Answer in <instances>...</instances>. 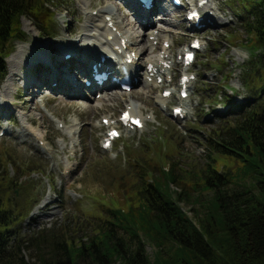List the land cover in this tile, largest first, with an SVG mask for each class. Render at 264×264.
<instances>
[{
  "label": "rangeland",
  "instance_id": "rangeland-1",
  "mask_svg": "<svg viewBox=\"0 0 264 264\" xmlns=\"http://www.w3.org/2000/svg\"><path fill=\"white\" fill-rule=\"evenodd\" d=\"M55 1L56 5L47 15L57 25V36L41 35L37 21L43 23L44 17L40 14L36 19L22 17L25 41H18L12 55L4 60L6 74L0 84V102L5 100L9 106L7 114L0 118V133L6 128L10 130L0 135V167H5L6 163L2 147L8 149L11 159L20 166L17 172L13 163H6L7 172L0 173V183L6 187L1 197L13 202H28L27 207L32 205L29 214L19 222L22 234L71 218L89 225L88 218L98 212H107V207L118 199L112 188L114 182L122 183L124 175L136 164L147 165L149 160L161 164L166 160L162 157L165 151L174 150L173 158L185 169H198L208 157L209 133L235 117L227 99L232 96L238 105L249 100L241 68L250 58L247 44L250 35L236 13L237 6L241 5L238 0H208L203 11L213 18V23L211 21V25L202 29H194L185 19L186 10L197 0H183L180 8L169 5V14L163 17L165 21H157L158 15L152 16L156 21L152 27L160 30L161 40L150 39L154 48L142 56L139 65L144 67L150 58L159 59L170 52L171 60L164 64V73H160L162 81L152 79L148 82L157 87L141 82L129 92L113 89L114 93L101 100L82 97L70 101L78 97L70 98L45 86L37 88L40 91L35 97L24 93V76L30 74L35 56L47 50L44 43L52 42L54 47L66 48L86 45L90 50L83 55L92 52L94 58L100 47L109 48L104 44L106 32L102 28L111 16H105L104 9H114L109 28L116 30L120 37L130 38L134 52H139L144 45L139 34L150 29L147 25L142 30L134 13L128 12L120 0ZM86 26L91 32L84 30ZM91 33L94 36L89 39ZM193 37L199 38L202 46L196 51L194 62L185 66L182 64L184 49ZM92 44L96 46L94 51ZM169 65L171 68L167 67ZM184 72L192 81L190 95L183 99L179 79ZM164 89L173 94L164 102L156 101L155 95H161ZM19 93L22 95L17 96ZM176 105L183 108L185 117L173 116ZM127 107L141 112L145 122L143 128L132 129L120 123L119 116ZM104 118L110 119V125H104ZM111 127L120 129L121 137L111 148L104 149L107 129ZM149 147V154H144ZM30 159L37 160V164L28 165ZM37 166L38 173L24 176L18 185L10 183L19 174L27 173L30 167ZM168 168L166 165L165 169ZM126 177L129 179L128 174ZM172 188L176 192L183 191L182 184H172ZM193 198L181 203L190 216L194 215V207L199 208ZM154 250L152 245L147 246L149 254Z\"/></svg>",
  "mask_w": 264,
  "mask_h": 264
},
{
  "label": "trees",
  "instance_id": "trees-1",
  "mask_svg": "<svg viewBox=\"0 0 264 264\" xmlns=\"http://www.w3.org/2000/svg\"><path fill=\"white\" fill-rule=\"evenodd\" d=\"M239 1L236 13L250 35V58L241 68L249 100L238 105L227 99L235 117L209 133L205 163L185 169L174 150L165 151L161 164H136L126 173L129 179L125 174L122 183L114 182L118 199L107 212L88 218L89 225L71 218L26 234L18 225L32 205L2 199L6 187L0 183V264H264V0ZM55 5L0 0V84L4 60L25 41L22 17L40 14L41 35L53 36L57 25L47 14ZM1 154L19 172L6 147ZM38 168L10 183L18 185ZM172 184H182L183 191ZM192 197L199 208L190 216L181 203Z\"/></svg>",
  "mask_w": 264,
  "mask_h": 264
},
{
  "label": "bare ground",
  "instance_id": "bare-ground-1",
  "mask_svg": "<svg viewBox=\"0 0 264 264\" xmlns=\"http://www.w3.org/2000/svg\"><path fill=\"white\" fill-rule=\"evenodd\" d=\"M137 2L139 5L138 11L139 12L141 11V18L139 19L136 16V20L140 23L139 26L142 30L143 28H145V26L147 27V25L148 27H150V29L148 32L142 31L143 33L141 32L142 34L141 33L139 34V36H142V41H144L143 43L144 45L141 49H139L140 52L136 53V55L140 53L139 57L136 56L135 58H133L134 62L129 66H132L133 64L138 63L139 58L145 55L147 51L154 48V43L153 41L150 40V36H152L154 40H158V41L161 40L160 30L156 31V28L152 27L154 21L149 19V22L146 25L145 23L141 22L142 17L154 11H159L163 13L164 15L169 14V12H167V9L161 3L163 2L162 0H154V4L149 10L143 7L142 4L138 0ZM119 9H121V6H119ZM126 9L128 10V12L133 13V11H131L130 6H128V8L126 7ZM113 10L114 9L112 8H106L103 11L105 13V16H111L110 21H112L113 19V16L111 15V12ZM146 18H147V15H146ZM205 19H206L205 21L207 22V24L211 25V21L213 23V18L211 16L208 15L207 17H205ZM84 30L91 32V29L89 28V26H86ZM69 31L71 32L72 28L69 29ZM102 31L106 32V35H103L102 33H100V35H103V38L105 39L104 43L110 47V50H112L113 52L119 55L120 60H122L121 63L127 62L126 60L128 56L132 54V51H134L133 50L134 48H131L132 41L130 40V38L129 40L127 38L128 41H125V39H123L124 37H119V35L116 34L113 30L111 31L109 28L108 21H106L104 27L102 28ZM90 35H91V38L89 39H92L94 34L91 33ZM110 37L112 38V41ZM136 42H138L137 39H136ZM75 43L78 45L79 41H76ZM116 45H118L119 49L125 48L126 50L128 49V51L123 50L124 53H121L119 49H117ZM43 46L47 47V50L44 51L42 54L39 53L38 55L35 56V59L32 63V70H29L30 74L28 76H24V83H25L24 93L30 94L32 95V97H35L40 91L37 88L40 87L41 89V87L43 88V86H45L47 88L50 87L52 91L60 92V94H64L65 96H68L70 98L78 97V99L74 98V99H70V101L80 100L83 97V91H85V89L87 88L83 84V81L86 78H88V76L83 77L84 79H81L80 73L77 71V69H79V71L83 70L86 64V61L90 60L91 55L93 56L92 52H88L90 53L88 54V56L83 55L84 51L90 50L89 46L80 44L76 48H75V45H73L72 48H66V47H63L62 45H60L59 47H54L52 42L44 43ZM91 47H93L92 48L93 51L94 49H96V46L93 44L91 45ZM139 50H136V51H139ZM167 55L170 56V52ZM165 56H164V60L163 59L162 60L160 59L159 60L158 59L149 60V62L146 64L147 67L144 73L145 78L141 79V81L144 82L146 86L148 87L151 86L152 88L157 87V86L151 85L148 82L150 81V77H152L153 79L154 77L157 78L162 72L163 66H164L163 62H165V59L167 58ZM160 61H162V63H160ZM107 64H108V60L105 61L104 65H107ZM149 64H151L150 65L151 68L148 67ZM113 75H116V74H113ZM93 86L96 87V84L94 83ZM110 86L111 87L113 86L112 84H110V81L104 84L103 86L104 90L103 92L100 91L101 95H100L99 100L103 99L107 94L114 93V92H111L113 88L118 89V86L113 87V88H110ZM21 95H22L21 93L17 94V96H21ZM55 97H57V95L53 96V98ZM155 97H156V101L164 102L165 98L163 97V95H155ZM7 109L9 111V106H7V103L5 102V100L3 101L1 100L0 118L7 114ZM129 111L131 112L133 116H136V117L141 116V112H138L135 109L134 110L130 109ZM31 122L33 121L31 120Z\"/></svg>",
  "mask_w": 264,
  "mask_h": 264
}]
</instances>
